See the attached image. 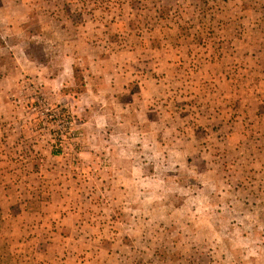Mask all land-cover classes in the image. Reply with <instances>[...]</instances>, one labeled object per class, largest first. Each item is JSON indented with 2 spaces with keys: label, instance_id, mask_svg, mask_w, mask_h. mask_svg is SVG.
<instances>
[{
  "label": "rangeland",
  "instance_id": "374dc122",
  "mask_svg": "<svg viewBox=\"0 0 264 264\" xmlns=\"http://www.w3.org/2000/svg\"><path fill=\"white\" fill-rule=\"evenodd\" d=\"M0 264H264V0H0Z\"/></svg>",
  "mask_w": 264,
  "mask_h": 264
}]
</instances>
